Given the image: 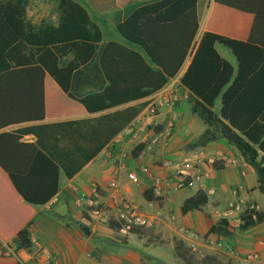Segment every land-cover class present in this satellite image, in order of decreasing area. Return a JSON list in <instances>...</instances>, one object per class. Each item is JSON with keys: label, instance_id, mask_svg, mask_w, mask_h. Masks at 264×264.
<instances>
[{"label": "trees", "instance_id": "trees-1", "mask_svg": "<svg viewBox=\"0 0 264 264\" xmlns=\"http://www.w3.org/2000/svg\"><path fill=\"white\" fill-rule=\"evenodd\" d=\"M86 1L59 0L58 25L43 22L37 26L28 20L26 0H0V113L4 108L6 116H28L6 121L7 125L37 117L81 115L86 110L148 96L175 79L190 58L180 84L193 100V114L208 126L196 145L225 139L257 174V190L264 195V44L214 30L215 6L213 17L197 40L200 0H117L120 8L141 5L117 25L116 31L127 44L139 48L145 58L116 42L107 43L102 48L101 64L110 85L104 92L76 102L54 87L43 67L46 69V59L56 67L55 54L67 50L75 51L81 64L95 55L103 34L83 6ZM216 45L235 56L236 73L219 55ZM25 50L41 53L40 64H31L23 54ZM73 67L75 64H71ZM51 73L68 91V79L64 82L58 77L61 71L51 69ZM3 80L6 84L2 86ZM49 83L58 99L53 100L51 91H47ZM218 99L221 107L215 113ZM162 130L158 126L155 132ZM0 144L6 146V161H15V165L0 168V236L5 242L16 236L15 252H31L34 244L29 228L34 207L46 205L58 194L60 167L37 144L24 142L18 134H0ZM144 147L138 144L132 156L138 157ZM144 196L162 204L150 190ZM207 202V195L199 190L185 200L181 212L185 215L201 210ZM240 220L239 229L246 231L263 223L264 214L248 208ZM108 225L112 230L134 235L144 232L124 221L111 220ZM227 228L229 223L221 218L207 234L228 235ZM174 251L184 264H226L214 256L197 261L194 250L183 240L174 241Z\"/></svg>", "mask_w": 264, "mask_h": 264}, {"label": "crops", "instance_id": "crops-1", "mask_svg": "<svg viewBox=\"0 0 264 264\" xmlns=\"http://www.w3.org/2000/svg\"><path fill=\"white\" fill-rule=\"evenodd\" d=\"M202 2L199 35L202 36L211 15L213 17L212 11L215 6L214 30L241 40H253L264 44V0H222V3H216V5L215 0H200L198 12ZM45 6L47 7V5H42L43 10ZM139 6L141 5L134 4L120 8L117 0H94L90 2L89 8L86 10L93 23L101 29L103 34V40L98 45L95 55L87 63L81 64L78 54L73 50H67L64 54L57 53L55 54L56 67L47 59L46 69L42 66L45 77L49 78L55 85L54 87L63 92L67 98L76 102L104 92L110 85L101 64L102 48L107 43L116 42L138 52L145 58L139 48L127 44L121 38L114 40L104 38L105 27L116 28ZM111 21L114 22L111 24ZM43 22L57 26L59 23L58 12L52 21L47 17L31 21L37 26ZM216 49L219 55L233 66L236 73L238 63L232 52L220 45H216ZM23 54L29 58L31 64H40L39 56L41 53L35 50H25ZM190 62L191 59L189 58L178 76L165 85L178 95L180 103L175 110L184 117L178 119L176 134L172 142L169 143V147H161L154 154L145 153L143 150L138 157L134 158L130 152L138 144H144V139L147 138L148 121L144 116L156 92L105 109L86 110L81 115L37 117L24 119L19 121L20 123L13 121L9 123L10 125H7L6 121L19 117L27 118L28 116H6L4 108H2L0 134L5 132L18 134L24 142L37 144L44 153L59 165L60 178L58 194L46 205L34 207L35 215L29 228L34 244L32 251L20 250L15 252L17 237L15 236L9 242H5L0 236V250L10 246L14 254L10 258H0V264H17V258H21L27 264H49L51 259H56V264H63L64 252L65 254L72 252L73 247L81 249L82 259H85L86 262L89 258H95L97 264H170L162 250L146 244L143 240L135 239L134 234L124 230L121 232L128 235V244L124 247L104 250L92 245L91 237L94 234L102 231L105 233L104 236L110 238L114 237L112 234L114 230L105 225L104 222L95 220L87 202L78 205V200L82 192L91 194L96 187L98 200L110 207L112 200L107 185L111 180L117 178L120 193L141 211L161 210L163 215L155 230L170 227L172 231H179L175 222L169 217L166 206L169 202L163 201L165 204L160 205V201H148L145 199L144 193L147 190L152 191L153 177H156L161 171L158 170L159 161L166 158L183 159L187 155L183 145L189 141H198L208 128L204 124L199 135L197 137L194 135L199 118L192 112L193 100L189 91L180 84ZM71 64H75V67L71 68ZM51 69L61 71L58 76L61 81L65 82L68 79V91L63 90L56 77L51 73ZM1 83L2 86L6 84L4 80ZM46 85L47 91H51L50 93L53 95V100L54 98L58 99L59 96L53 85L50 83ZM220 107L221 99H218L213 109L214 112L218 113ZM167 108L162 111L157 119L160 125L173 115V110ZM131 126H135L133 133L129 132ZM198 148H202L200 154L209 159V164L205 163L200 167V170L204 174L203 183L205 187L202 191L207 195L208 202L206 205L210 206L211 209L201 212L202 208L189 216L190 212L185 215L182 214L181 208L185 200L196 193L187 195V198H184L182 205H180V212L183 216L189 217V224L193 225L199 233L207 234L213 226L217 225L221 217V214L213 215V210L220 208L225 213L231 211V206L234 205L254 208L264 214V195L257 190V174L246 164L242 155L225 139L212 141L204 146H198ZM113 149L115 155L118 153L126 155V158L118 156L119 164L117 165H111L106 156V153ZM6 151V146L0 144V168L6 165H15L14 160L6 161ZM211 160L214 162L212 163ZM107 165L109 166L106 167ZM127 171L138 173L139 184L128 182ZM150 204L153 205L150 206ZM227 222L229 223V235L215 233L209 237L229 240L235 252L230 254L212 248L209 250L213 254H225L234 264H258L247 262L245 258L240 257V253L246 249L245 246L255 250L262 249L260 244H264V222L248 232L254 235L257 230H262V233L250 237L248 240L239 239L241 233L235 229L238 224L230 220ZM83 227L91 229L90 236L83 233ZM132 236L135 239L134 244ZM182 239L184 242L187 241L185 238ZM171 260L174 263V259L171 258Z\"/></svg>", "mask_w": 264, "mask_h": 264}, {"label": "built area", "instance_id": "built-area-1", "mask_svg": "<svg viewBox=\"0 0 264 264\" xmlns=\"http://www.w3.org/2000/svg\"><path fill=\"white\" fill-rule=\"evenodd\" d=\"M178 101V95H176V92L171 91L169 86H164L152 97V102L144 116V118L148 121V125H153L155 129L160 126L157 120L159 117L158 112H161L167 107L173 110V115L168 121L166 129L162 130L159 133H156L154 131L152 133V136L149 137L147 135V138L144 139L145 153L151 152L160 144L164 143L165 145H167L168 140L172 136L177 121L180 117L179 113L175 110ZM134 129L135 126H131L129 128V132L133 133ZM106 156L111 165L119 164L118 156L121 158H126V155L123 153H118L115 155L114 149L109 150L106 153ZM211 162L213 163L214 160H211ZM196 173L197 172L193 170V166L189 161L181 165H174L171 161H165L164 168L156 177H153V184L151 188L154 196L158 199H161L162 201L170 202L172 198V192L175 190L188 191L189 189L193 188L198 182L200 183V187L204 189V183L200 181L201 177L196 176ZM126 174L128 182L139 184L140 177L136 171H127ZM107 189L110 191V198L112 200V205L110 207L105 206L103 202L98 200V190L96 187L93 189L91 194L82 192L78 200V205H82L83 202H87L88 206L93 208L90 211L94 219L104 223L111 220L117 222L124 221L129 226H133L136 228L145 230L157 229V226L163 215L160 209L156 211H152L153 209L141 211L134 203L129 201L124 195L120 193V185L117 178L110 181V183L107 185ZM152 205L153 204H150V206ZM242 209L243 207L240 205L231 206V211L225 212L224 217L222 218L230 220V216H238L239 219L236 221L241 223L240 217L245 212V210L242 211ZM249 209L252 210L254 208ZM253 219L256 220V215H253ZM182 232L189 236L190 240H186L191 241V245H194V240L198 238V234L192 229H183ZM208 243L209 248H212L214 250H221L230 254H233L235 252L233 245H231L226 239L209 237ZM260 245L264 246L263 243H261ZM11 256H14V254L10 249V246L3 247L0 250V258H10ZM17 260V264H27L21 258H17ZM245 260L249 263H258L264 261V249L262 252L256 251L248 253L245 256ZM56 263V259H51L49 264Z\"/></svg>", "mask_w": 264, "mask_h": 264}, {"label": "rangeland", "instance_id": "rangeland-1", "mask_svg": "<svg viewBox=\"0 0 264 264\" xmlns=\"http://www.w3.org/2000/svg\"><path fill=\"white\" fill-rule=\"evenodd\" d=\"M26 1H27V16H28V20L30 22L36 20L37 18H41V17H47V18H49L50 21H52V18L54 17V15H56V12H58L59 0H26ZM93 1L94 0H88L87 2L83 3L84 7L88 9L90 2H93ZM43 4L47 5V7L45 6L44 10L42 9ZM202 6H203V2L201 3V7L199 5V20H201V13H202L201 8H202ZM113 22L114 21H111L110 23L112 24ZM103 26H105V25H103ZM199 34H200V32H199ZM200 37H201V35H198L197 40H199ZM104 38L107 40H114V39L120 38V36L118 35L116 28H112V27L107 26L104 29ZM179 103H180V101L177 102L176 107L177 106L179 107ZM162 111L158 112L159 115L162 113ZM183 117H184V115L181 114L179 118L181 119ZM169 120L170 119H167V121H165L164 124L160 125L163 127V130L166 129ZM203 126H204V123L200 119H198L197 125L195 126V131H194V135L196 137L202 131ZM176 130H177V126L175 127V129L172 133V136L169 138L167 145H165L164 143L160 144L158 147H156L154 150H152L149 153L154 154V152H156L158 149H161V147L168 146L169 143H171L172 140L174 139L175 134H176ZM154 131H155V127H153V125L147 126V135L149 137L152 136V133ZM196 143H197V141H189L186 145H183L184 151L186 152L187 155L181 160H172V159L166 158L165 160L159 161L158 170H162L164 168L165 161H171L174 165H181V164H184L185 162L189 161L190 164L193 166V170L195 172H197L196 176H200L201 177L200 181L203 182L204 174L201 173L200 167L203 166L205 163L209 164L208 163L209 159L206 158L205 156H203L202 154H200V152H201L200 150H202V148H198ZM199 146H202V145H199ZM131 153H132V151L130 152V154ZM198 155H200V156H198ZM108 166L109 165H107L106 167H108ZM199 190H203V189L200 187V183L198 182V183H196V185L193 188L189 189L188 191L175 190L172 192L171 201L169 203H167L166 206H167V211H168L170 219L175 222L179 231H177V232L172 231L170 227H165L162 230H155V229L145 230V229H142V230H144L142 235H135L136 236L135 239L143 240V242H145L146 244L152 245L154 248H156L160 251L162 250L163 253L165 254V258H167L169 260L170 264H184L182 261L177 259L174 255V241L177 239L178 240H184L182 238L189 239V236L187 234H184L182 232V230L183 229H192L198 234V238L196 240H194V245H191L192 244L191 241H185V242L194 250L193 254L195 255L197 261L202 260L205 256H214L219 261H221L223 263L234 264L233 261L231 259H229V257L223 253L213 254L209 250V245H208L209 244L208 239H209L210 235L199 233L195 229V227H193V225L189 224V220H188L189 217L183 216L180 212V205H182L184 198H187V195H189L190 193H196ZM163 204H165V203L162 201V205ZM160 205H161V203H160ZM88 208L90 210L93 209L89 206H88ZM210 209H211L210 206L206 205L203 207L201 212H204V211L210 210ZM246 209L247 208L243 207L242 211H244ZM193 213H195V211L190 212L188 214V216L192 215ZM212 214L213 215L221 214L220 219L222 217H224V213L222 212V210L220 208H215L213 210ZM212 217H215V216H212ZM229 218H230L231 222L238 224V226L235 229L239 230L238 233H241V237L239 238L240 240H248L250 237H254L255 235H260V233H262V230L261 231L257 230L256 234H254V235L249 234L248 232L252 228L249 230H246V231H242L239 229L240 223L238 221H236L239 219V217L238 216H236V217L230 216ZM104 224L109 226L108 221H106ZM232 228H234V227H232ZM227 229H228V232H230L229 228H227ZM124 231H126V230H124ZM127 233H129V232H127ZM104 234L105 233L102 231H99L96 234H94L91 237V244L94 246H98L104 250L121 248V247H124L128 244V237H127L128 235L127 234L124 235L123 232H121L119 230L113 231L112 234L114 237L109 238V237L104 236ZM133 237L134 236H132L131 238H133ZM135 239L134 238L132 239L133 244L135 242ZM227 241L229 243H231L229 240H227ZM248 247L249 246H245L246 249H244V251H242V253H240V257L245 258V256L251 252H256V251L262 252L263 248H264V246H262V249L255 250V249H250V247L249 248ZM73 248H74L73 251L70 253L67 252V254H65V252H64L63 262H62L63 264H97L95 258H89L88 261L86 262L85 259H82L81 249H79L78 247H73ZM171 258L174 259V263L172 262ZM258 264H264V261L258 262Z\"/></svg>", "mask_w": 264, "mask_h": 264}, {"label": "water", "instance_id": "water-1", "mask_svg": "<svg viewBox=\"0 0 264 264\" xmlns=\"http://www.w3.org/2000/svg\"><path fill=\"white\" fill-rule=\"evenodd\" d=\"M83 233L86 236H90L91 235V229L89 227H83Z\"/></svg>", "mask_w": 264, "mask_h": 264}]
</instances>
